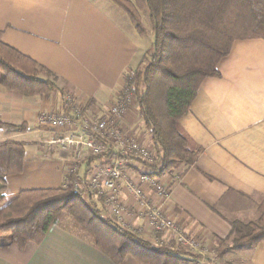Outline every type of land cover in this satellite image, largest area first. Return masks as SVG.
I'll return each instance as SVG.
<instances>
[{"label":"crops","instance_id":"1","mask_svg":"<svg viewBox=\"0 0 264 264\" xmlns=\"http://www.w3.org/2000/svg\"><path fill=\"white\" fill-rule=\"evenodd\" d=\"M101 1L0 0V42L59 78L49 97L26 98L0 87V123L22 126L17 131L0 128V143L26 144L23 173L7 179L8 197L64 187L68 155L45 144L51 135L37 124L40 111L62 110L65 96L72 94L77 102L89 103L91 115L104 116L127 73L145 55ZM218 71L220 77L202 83L189 114L179 123L202 153L184 173L166 176L173 186L166 214L188 235L200 239L206 259L213 264H264V241L254 249L217 254L221 241L231 234V222L257 220L264 202V39L235 41ZM125 121L133 134L144 132L154 146L141 127L135 100ZM142 226L139 221L137 227ZM130 231L155 246L173 241ZM186 259L201 264L200 256ZM0 264L115 263L79 226L65 225L52 227L39 246L0 249ZM121 264L145 263L128 256Z\"/></svg>","mask_w":264,"mask_h":264},{"label":"trees","instance_id":"2","mask_svg":"<svg viewBox=\"0 0 264 264\" xmlns=\"http://www.w3.org/2000/svg\"><path fill=\"white\" fill-rule=\"evenodd\" d=\"M130 18L141 36L147 31L141 13L148 11L153 46L136 68L138 86L126 76V88L135 91L140 120L157 154L153 171L158 176L180 175L194 166L202 149L193 147L181 131L202 83L220 77L219 63L238 40L264 39V0H111ZM59 78L47 68L0 42V87L26 98L49 97ZM69 106L65 105V109ZM21 127L0 123V128ZM26 144L0 143V249L41 245L50 229L73 221L95 246L115 264L131 256L145 264H190L188 255L171 241L155 246L104 212L86 186L91 166L104 157L84 161L69 173L61 189L6 195L7 179L23 173ZM84 172V175L82 174ZM88 192V201L84 198ZM254 221L231 222V234L222 240L217 254L254 249L264 241V202Z\"/></svg>","mask_w":264,"mask_h":264},{"label":"built area","instance_id":"3","mask_svg":"<svg viewBox=\"0 0 264 264\" xmlns=\"http://www.w3.org/2000/svg\"><path fill=\"white\" fill-rule=\"evenodd\" d=\"M131 94L124 82L118 98L100 118L91 115L89 103L77 102L72 94L66 95L67 109L42 110L38 115V126L51 135L45 144L68 155L65 182L83 160L105 158V163L91 166L86 186L96 198L103 199L104 212L121 228L173 240L189 256H200L201 264H213L206 259L200 239L188 235L166 214L173 186L165 175L154 173L157 154L146 134L141 131L133 134L125 121V113L133 101ZM139 221L143 222L141 228L137 227Z\"/></svg>","mask_w":264,"mask_h":264},{"label":"rangeland","instance_id":"4","mask_svg":"<svg viewBox=\"0 0 264 264\" xmlns=\"http://www.w3.org/2000/svg\"><path fill=\"white\" fill-rule=\"evenodd\" d=\"M131 1H134V0H131ZM100 3H101L100 4L101 7H103V9L121 26V28H123L127 33H129L137 41V43L141 49H143L147 52L153 46L154 35L152 32L148 11L141 13L142 25L144 26L145 30L147 31L146 36H141L137 32V30L134 28V26H133L130 18L127 16V14L123 10L118 8L111 0H102ZM126 76H129L130 80H132L133 90H135L138 86V82L136 79V69L132 70V72H128ZM130 98L136 101L135 91H132ZM140 123H141V125H142L141 127L143 129L144 124H143L142 120L140 121ZM82 174L84 175V172ZM87 192H88L87 190H84V198L86 201H88V199H89ZM93 200L98 205L100 204L99 199L96 198L94 195H93ZM65 225H68V227H74V226L77 227L78 226L73 221H71L70 223H67Z\"/></svg>","mask_w":264,"mask_h":264}]
</instances>
